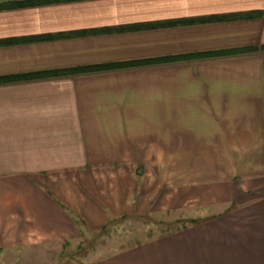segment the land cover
Listing matches in <instances>:
<instances>
[{
  "label": "crops",
  "instance_id": "1",
  "mask_svg": "<svg viewBox=\"0 0 264 264\" xmlns=\"http://www.w3.org/2000/svg\"><path fill=\"white\" fill-rule=\"evenodd\" d=\"M39 1L0 79L166 62L0 83V251L148 214L191 222L92 264H264V0Z\"/></svg>",
  "mask_w": 264,
  "mask_h": 264
},
{
  "label": "rangeland",
  "instance_id": "2",
  "mask_svg": "<svg viewBox=\"0 0 264 264\" xmlns=\"http://www.w3.org/2000/svg\"><path fill=\"white\" fill-rule=\"evenodd\" d=\"M167 215L118 219L78 243L41 245L28 249L0 251V264H92L115 252L140 245L189 224Z\"/></svg>",
  "mask_w": 264,
  "mask_h": 264
},
{
  "label": "trees",
  "instance_id": "3",
  "mask_svg": "<svg viewBox=\"0 0 264 264\" xmlns=\"http://www.w3.org/2000/svg\"><path fill=\"white\" fill-rule=\"evenodd\" d=\"M56 1V0H55ZM50 0L47 1H39L37 2H30V3H25V4H19L18 6H25V5H30V4H41V3H49ZM148 28V27H144ZM241 52L245 51H235V52H220L215 54L216 56H225L228 54H238ZM204 57H209V55H204ZM203 57V58H204ZM166 60H148V61H137V62H129V63H120V64H115V65H107V66H98V67H88V68H81V69H73V70H67V71H56L52 73H47L44 75H39V76H22L18 77L15 79L13 78H7V79H0V83H9L10 81H28L36 78H43V77H60V76H70V75H76V74H86V73H94V72H104V71H110V70H117V69H124V68H132V67H140V66H147L151 64H160V63H165Z\"/></svg>",
  "mask_w": 264,
  "mask_h": 264
}]
</instances>
